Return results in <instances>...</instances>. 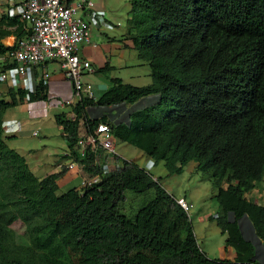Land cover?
Masks as SVG:
<instances>
[{"label":"trees","instance_id":"1","mask_svg":"<svg viewBox=\"0 0 264 264\" xmlns=\"http://www.w3.org/2000/svg\"><path fill=\"white\" fill-rule=\"evenodd\" d=\"M25 27L0 14V40L23 38ZM123 42L148 64L151 83L111 78L98 98L84 97L53 116L67 145L62 159L82 164L85 177L100 176L91 189L61 191L56 179L65 165L38 178L8 146L14 136L3 128L7 108L24 91H9L10 103L0 100V264H261L239 225L246 218L264 248V205L248 197L264 180V0H131ZM11 49L0 42V53ZM47 99L41 78L30 100ZM145 100L155 101L131 109L125 120L109 113ZM100 122L154 165L163 162L169 175L194 162L209 176L222 211L211 219L226 235L232 260L201 250L189 214L154 175L117 157L105 171L109 158L100 146L80 156L78 139ZM151 189L153 198L133 218L121 214L126 191ZM17 221L20 234L12 229Z\"/></svg>","mask_w":264,"mask_h":264},{"label":"rangeland","instance_id":"2","mask_svg":"<svg viewBox=\"0 0 264 264\" xmlns=\"http://www.w3.org/2000/svg\"><path fill=\"white\" fill-rule=\"evenodd\" d=\"M131 0H107L109 8L116 9L114 15L120 26L113 30H108V34L120 37L127 32V20L130 10ZM98 34L92 30V41L100 43L96 37ZM130 58L126 61L125 66L113 67L108 72H98L103 84L107 87L111 85V78H120L124 83L133 86H145L151 83L150 68L147 63L139 60L136 52L130 49ZM114 62V59H113ZM47 66L45 72L53 75L59 72L61 79L57 80L62 84V91L66 93L65 98L53 97L48 101H43L40 112L34 116L35 120L28 117V113L24 106H16L7 110L4 119L14 117L23 123V132L17 130H9V126L5 130L7 138L6 143L9 147L15 149L20 154H24L31 171L41 178V174L47 173L56 167V162L60 158V154H65L66 142L61 138V129L56 125L54 120L53 108L66 100L73 97L72 82L66 79L60 70L58 63L51 62ZM50 75V76H51ZM53 76L50 77V79ZM53 80V79H52ZM61 96V95H58ZM100 95L96 94L95 98ZM155 101V100H154ZM153 100H145L144 103L134 106H119L111 108L109 113L114 114V120H125L129 111L133 108L142 105H148L154 102ZM34 104V103H32ZM37 131L38 136L33 137L32 132ZM118 152L128 161L137 164L141 169L151 173L156 178L160 185L174 197L186 196L187 201L192 203L189 216L193 226V232L197 243L201 250L206 253L209 258L215 259H231L232 250L225 247L226 235L222 234L217 226L215 218L222 215L219 205L216 201V189L212 186L209 176L200 172L194 171L195 163H189L183 173L179 175H169L163 162L154 165L153 160L144 155L142 151L133 145L118 141ZM123 160V159H121ZM65 162V161H64ZM122 164V161L118 165ZM117 165V164H116ZM57 172L61 167L55 168ZM56 173V172H55ZM82 182L81 177H73V181L61 187V191H66L74 186H79ZM81 186V185H80ZM226 185H224L225 187ZM154 196V190L151 189L145 194H136L132 191L125 192V201L120 205V212L126 218H133L136 212ZM248 197L252 200L264 205V180L257 187L248 193ZM241 225L244 228L245 235L256 246L259 245V240L254 236L251 226L246 218L241 220ZM12 229L18 234L22 233V225L20 221L12 224ZM256 251V250H255Z\"/></svg>","mask_w":264,"mask_h":264},{"label":"built area","instance_id":"3","mask_svg":"<svg viewBox=\"0 0 264 264\" xmlns=\"http://www.w3.org/2000/svg\"><path fill=\"white\" fill-rule=\"evenodd\" d=\"M93 7L92 0H0V14L25 22L24 29L27 31L23 38L10 45V51L0 53V85L9 82L19 90L23 88L22 85L30 84V80L35 81V68L44 71L43 77L48 80L49 74L45 70L49 63L57 62L64 77L72 82L73 97L54 107L58 110L54 115L69 111L84 97L95 98L96 83L85 79L95 72V67L92 58L81 52L82 45L92 50L97 47L91 43V30L93 27L100 29L106 24L103 12L95 11ZM30 91L33 93L34 88ZM31 93H27L16 105L26 106L29 116ZM8 126L9 130L20 129L16 120H4V131ZM32 136L37 137L38 132L33 131ZM99 146L103 148L104 157L109 158L105 171L115 167V157L124 160L117 150L118 141L108 123H98L93 133L82 135L77 142L81 157H85L87 148L94 152ZM65 154H68V150ZM64 165L66 174L56 179L60 188L72 182L73 177L82 178L78 186L81 190L91 189L100 182L99 175L83 176V165L71 158ZM176 202L187 213L193 208L184 198H178Z\"/></svg>","mask_w":264,"mask_h":264},{"label":"crops","instance_id":"4","mask_svg":"<svg viewBox=\"0 0 264 264\" xmlns=\"http://www.w3.org/2000/svg\"><path fill=\"white\" fill-rule=\"evenodd\" d=\"M73 1H76V0H73ZM92 1L94 2L93 10L103 12V17H104L103 19H105L106 24L104 26H102V28H100V29H97L94 27L92 28V30H94L98 34V36L96 38L100 40V43L92 41V30H91V43L96 44L97 47L92 50L91 47H88L86 45H82L81 52L84 55H87V56L92 58V60H91L92 65H93V67H95V72L91 75H87L85 77V79L87 81L96 83L97 94L102 95L108 87H107L106 83L103 84L101 78L97 75L98 70H96V69L97 68L100 69L101 67H104L106 64H108L112 67L125 66L126 61L128 60V58H130V52H131L130 49L131 48L128 47V45L125 42H123L125 35H121L120 37H115L114 35L110 36L107 33L108 30H113V29L117 28L118 26H120V23L116 20L118 18L114 15V12H113L116 9H114V8L110 9L108 6L107 0H92ZM15 41H16V39L14 36H9V37L2 39V44L10 47V45H12ZM113 59H114V62H113ZM54 63H57V62H54ZM34 71H35L34 72L35 81L31 82V80H30V84L22 85L23 88H21L19 90H16L15 88H17V87L11 85V83H9V82L6 85H0V100H3L4 102L10 103L11 96L8 94L9 91L18 92V91L22 90V91H24V95H26L27 93L30 94L32 92L30 90L32 88H34V92H35V88H36L38 80L41 78L44 79V77H43L44 71H42L40 68H35ZM50 75H49L48 80L45 79L47 81V86H48V99H47V101L52 99L53 97L65 98L66 93H63V91L61 89L62 84L57 81V80L61 79V77H60L61 75H59V72L55 73V74L51 75V76H53V78H51V79H50V77H51ZM33 93H31V94H33ZM58 95H61V96H58ZM32 103H34V104H32ZM42 103H43V101H36V102L30 103L29 107H30L31 113H30V116L28 115V117L30 119L35 120L34 116L40 112L42 105H43ZM12 107H16V106L11 105L10 107L7 108V110L12 108ZM24 107L27 111V107L26 106H24ZM7 110H6V112H7ZM53 110H55L54 112L58 111L57 109H53ZM6 112H5V114H6ZM97 114L100 115L101 112L98 111ZM4 117H5V115H4ZM4 120H16L18 122L19 128H20L18 132L22 133L24 131L23 130V123L20 120L14 118V117H9V118L4 119ZM66 150H67V146H66ZM65 153H66V151H65ZM21 155L25 156L24 154H21ZM60 155L61 156L57 160L55 168L62 167L67 162L66 160L62 159L63 155H65V154H60ZM25 158H26V156H25ZM26 160H27V158H26ZM55 168H53L52 170H49L47 173L43 172L41 174V176H42L41 178L47 176L48 174L57 172V170ZM194 171H195V167H194ZM179 197H185L186 198V196H179ZM240 226H241V229L243 230L244 236L246 237L244 228L242 227L241 224H240ZM248 240H250V239H248ZM255 248H256L255 250H256L257 261H259L261 264H264V248L261 246L260 242H259L258 246L255 245ZM230 257H231L230 260H232L234 258L233 250L230 254Z\"/></svg>","mask_w":264,"mask_h":264},{"label":"clouds","instance_id":"5","mask_svg":"<svg viewBox=\"0 0 264 264\" xmlns=\"http://www.w3.org/2000/svg\"><path fill=\"white\" fill-rule=\"evenodd\" d=\"M3 121H4V120H3ZM124 160H125V159H124ZM126 160H127V159H126ZM178 198H184V199L187 201V199H186L185 197H175V200L178 199ZM187 202H188V201H187ZM188 203H189V202H188ZM190 204H192V203H190ZM192 206H193V205H192ZM186 213H187V212H186ZM189 213H190V212H189ZM189 213H188V214H189ZM189 217H190V216H189ZM217 217H218V216H217ZM240 224H241V222H240Z\"/></svg>","mask_w":264,"mask_h":264},{"label":"water","instance_id":"6","mask_svg":"<svg viewBox=\"0 0 264 264\" xmlns=\"http://www.w3.org/2000/svg\"><path fill=\"white\" fill-rule=\"evenodd\" d=\"M239 228L241 229V226L239 225ZM255 259H256V251H255V255H254ZM257 260V259H256Z\"/></svg>","mask_w":264,"mask_h":264}]
</instances>
